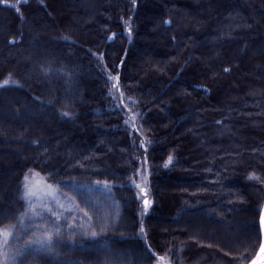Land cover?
<instances>
[{
    "label": "trees",
    "instance_id": "trees-1",
    "mask_svg": "<svg viewBox=\"0 0 264 264\" xmlns=\"http://www.w3.org/2000/svg\"><path fill=\"white\" fill-rule=\"evenodd\" d=\"M71 2L0 0L4 264H249L264 205V0ZM35 173L74 205L39 220L60 225L50 252L29 247L19 220Z\"/></svg>",
    "mask_w": 264,
    "mask_h": 264
},
{
    "label": "snow or ice",
    "instance_id": "snow-or-ice-1",
    "mask_svg": "<svg viewBox=\"0 0 264 264\" xmlns=\"http://www.w3.org/2000/svg\"><path fill=\"white\" fill-rule=\"evenodd\" d=\"M130 31V30H129ZM118 81V77L116 78ZM8 82L5 81V84ZM115 87V85H114ZM63 115L67 116L68 113H63ZM127 123V121H126ZM172 163V157L169 156L168 161L165 163V167H168L169 164ZM250 178H256L254 175ZM28 177H25V191H24V200L26 202L27 207L25 210L20 214V223L25 222V218H27L29 221L32 219L39 217L40 219H43L42 212H47L51 216H57L58 214L53 211L51 207L48 206V204L43 203L41 200L40 195L36 191L33 190V188L27 183ZM97 185H100V181H96ZM103 186L107 189L109 187L108 183L105 181L103 183ZM135 187L139 188L141 193L144 195V206L145 209L149 208L151 206V202L147 199V190L144 188L141 184H136ZM45 188L48 190L47 195L51 197L52 200L56 199V192L55 189L52 185H45ZM58 207L63 208V205H59ZM40 209L41 211H37V209ZM84 215L88 217L89 220L92 219L91 216H88V213L85 212ZM261 226L264 228V215L261 216ZM107 227V224H102L100 226V231L103 232L105 231ZM38 235L35 236L33 240L29 242V247L36 246L40 250H45V251H52L54 247V241H56V238L60 234V225L56 222H53L50 226L45 224L42 226H39L38 229ZM140 232L144 233L145 229L143 226L140 228ZM88 234L91 236L95 237L97 235V232L92 228V225L90 224L88 226ZM13 235L12 231H6L3 228H0V246L6 245L8 243V238H10ZM58 242V241H56ZM260 252L264 253V243H261L260 245ZM158 262L159 264H166L164 257H158ZM255 264V262H253Z\"/></svg>",
    "mask_w": 264,
    "mask_h": 264
},
{
    "label": "rangeland",
    "instance_id": "rangeland-1",
    "mask_svg": "<svg viewBox=\"0 0 264 264\" xmlns=\"http://www.w3.org/2000/svg\"><path fill=\"white\" fill-rule=\"evenodd\" d=\"M69 2V3H68ZM73 4V5H72ZM62 5H63V9H68V10H73L76 9L77 7H79L80 5L76 4L75 2H71V0H62ZM61 10L57 11L58 13ZM65 11V10H64ZM88 21L85 20L84 23ZM27 183L33 188L34 191H36L38 193V195H40L41 200L43 203L48 204L49 207H51L53 209L54 212H56L58 215L57 216H51L49 213L47 212H42L43 215V219H40L39 217H36L34 219H32L31 221H29L27 218H25V222L21 224L22 228H26V227H30L34 230L33 231V236H31L32 239L35 238L36 235H38V227L45 225L48 222H40L39 220H44L47 219V217L49 216L50 218H54L56 221H58L61 218H64L65 216V212L67 211H72L74 210L73 208V204L71 201H68L66 198L62 197L56 190V187L53 186L52 184L47 183L43 178H41V176H39L38 174H31L28 177V181ZM135 184H141L144 188H146L147 190V186H146V177L143 176L141 181H137ZM45 185H52L55 189L56 192V199L52 200L51 197L49 195H47V189L45 188ZM140 190V189H139ZM141 193V191H140ZM142 194V193H141ZM143 195V194H142ZM144 196V195H143ZM59 205H63V208L58 207ZM37 211H41L39 208L37 209ZM264 215V205L263 208L261 210V215H260V228H261V236H262V240L261 243H264V228H262L261 226V216ZM31 224V225H29ZM6 231H12L13 229L11 228H6ZM12 236L10 238H8V243L6 245L0 246V264H4L6 262V260L9 257L10 254V248H12ZM166 264H170L169 260L164 257ZM253 262H255V264H264V253L260 252V248L256 254V256L252 259V261L249 264H253ZM154 264H159L158 259Z\"/></svg>",
    "mask_w": 264,
    "mask_h": 264
}]
</instances>
